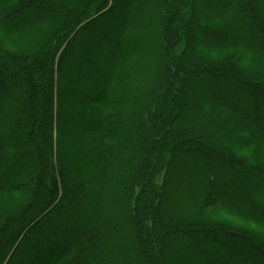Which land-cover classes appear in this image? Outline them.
<instances>
[{
    "label": "trees",
    "instance_id": "1",
    "mask_svg": "<svg viewBox=\"0 0 264 264\" xmlns=\"http://www.w3.org/2000/svg\"><path fill=\"white\" fill-rule=\"evenodd\" d=\"M251 62L264 0H0V264H204L219 236L264 260Z\"/></svg>",
    "mask_w": 264,
    "mask_h": 264
},
{
    "label": "rangeland",
    "instance_id": "2",
    "mask_svg": "<svg viewBox=\"0 0 264 264\" xmlns=\"http://www.w3.org/2000/svg\"><path fill=\"white\" fill-rule=\"evenodd\" d=\"M109 31V30H108ZM237 38L239 37V34L243 31H237ZM240 32V33H239ZM243 35V33H241ZM248 60H251V56H249L247 58ZM249 66L251 67V69L254 72H264V62H255V63H250ZM150 70H148V74H150ZM87 79V78H86ZM70 79L68 77V79L66 80V82H68ZM80 80V79H79ZM203 83H201L200 85H202ZM139 91V95L138 98H142L143 96V91L138 90ZM238 93V91H237ZM248 95V94H247ZM191 157V156H190ZM189 157V158H190ZM194 163V161H192ZM185 162L180 160V165L184 164ZM176 165V162H175ZM174 165V166H175ZM176 171V177L178 178L177 180L179 181V179L181 180V178H183L182 173L178 172L177 170L173 169V174ZM176 181V183L178 182ZM232 180H229V176L228 178L226 177L224 182L222 183V187L223 185H227L228 188H230L231 186L234 185V181L231 182ZM239 182H237V191H239L240 187L242 188L241 190H243L244 188H246V185H241L238 184ZM240 186V187H239ZM236 187V186H235ZM235 189V188H234ZM176 190V188L174 189ZM183 201V199H182ZM8 201L4 200V198H2L0 200V209H4L5 206L7 205ZM220 213L217 218L221 221L226 222L227 224H233V220H231L227 213L225 212V214L222 212H218ZM71 212H68V215H70ZM56 216V215H55ZM54 216V218H55ZM50 221L54 220V219H49ZM65 226L63 227H57L55 224L52 223H48L47 227L50 228V231L52 230V234L51 236H49V244L52 242H54L53 240L57 239L58 237L62 236V244H58L55 249L57 250H61L63 248L64 245L69 244V242L71 241V239L73 238V227H74V223L71 220H66L65 221ZM218 240V247H220V252L219 254L213 253L211 249H208V247L206 245H198L200 247H203V249L205 250L204 256L203 257H207L205 259L204 264H233L235 262H237V260H242V262L244 261H248L250 264H264V260L257 257L253 252H251L250 250L244 249L242 246L239 247L237 246V243L234 242V240L232 238H228V237H223V236H219L217 238ZM185 245V254L184 255H178L179 257H177L176 253H172L173 256L177 257L176 264H187L189 261L185 262V259H189L191 256H193L195 254V249L194 247H192V245H190L189 242L184 243ZM183 245V244H182ZM237 247H239V251H237V253L234 251L235 249H237ZM203 254V253H202ZM200 257L195 258L196 260H191L190 262L195 263V262H199ZM33 263V262H32ZM44 264V260L43 259H39L37 264ZM17 264V263H16ZM35 264V263H34Z\"/></svg>",
    "mask_w": 264,
    "mask_h": 264
}]
</instances>
